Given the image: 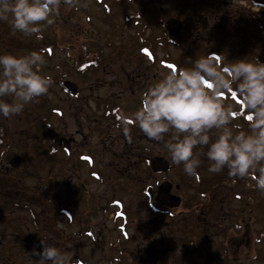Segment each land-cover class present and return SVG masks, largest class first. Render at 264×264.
<instances>
[{"label": "rangeland", "instance_id": "obj_1", "mask_svg": "<svg viewBox=\"0 0 264 264\" xmlns=\"http://www.w3.org/2000/svg\"><path fill=\"white\" fill-rule=\"evenodd\" d=\"M212 1L214 0H137V8L139 13L142 14L140 20L143 21L146 19L150 22L145 25L144 29L143 24H140V22L138 25H136V27L128 26L123 23L124 14L128 15L135 13V9L133 10L131 7H128L127 10L125 9L124 12H121L119 9L112 6L113 12L111 14V9L107 5L112 4V0H106L105 3L100 0H76L74 7H71V9L67 7L65 11L62 12L59 22H53L54 25L51 24L49 27L48 25H44L46 22H41L40 34H46L49 38L50 45H53L56 37L59 38L57 39V42H63L64 39L61 37L68 36L69 32L74 31L76 33H81L82 30H85L84 34H80L78 36V39H81L83 36L86 37L88 33H90L88 30H92L94 37L91 39L87 38V40L83 39L85 43L83 45V50L86 54L95 52L89 43L92 40L93 45L96 44L97 48L103 51V55L101 51L93 53L97 56L99 55V64L106 56L109 57V54H114V44L117 46H123L124 43L127 42V39L128 41L133 42V38L138 39V35L142 32V30H166L160 26V22L164 19L167 20L168 18L170 19V17H175L178 20L184 19L185 26L183 27V30L185 32L180 40L166 41L165 32L159 31L158 33L160 36L163 35L164 43H166L167 46L166 48L157 50L156 65L159 64L160 66L155 65L150 75H158V81H160L163 77L169 74L172 67L177 61H179L180 56L183 53L187 54L188 61L192 67L196 60L204 57L207 58L208 55L211 54L218 55L221 58L223 64H228L230 62L242 59L241 57H243V52L241 49L239 50L236 45L239 43L240 37L247 39L249 36H251L250 34L252 31L245 29L244 34L241 31L243 35L239 34L238 36H233L238 30H229L228 32L230 33H227L225 30L224 34H222L223 31L215 30L218 25L222 26L225 24L227 19L230 20L231 23L232 16L228 13V11L225 10L240 6L237 5L240 0H219L214 4L218 6H213L216 11L212 13V15H208V11L210 12L208 5H211L210 3ZM260 1L264 2V0ZM122 2L126 6H130L132 5L133 0H122ZM5 15H7L5 24L7 26V30H9V37H11V39L14 38V40L20 44V47H15L10 41L9 37H5L3 39V37L0 36V56L12 54L14 56L20 57L27 56L31 52H38L42 54L44 57V63L39 65L36 70L39 73L42 72L45 76H50L51 78L57 79L56 82H53L49 88L48 92H51L47 93L46 95L47 97L50 96L49 99L59 102L61 104L59 107H64L62 105L64 96L69 99L66 100L68 106H70V103L73 100L72 98H69L70 95H65L63 93L64 91L60 85V82L65 79L69 80L71 78V81H76L79 83L83 93L82 102L85 100L92 101L94 96H101L103 99L110 96L113 91H120L121 89H124V87V90L129 91L130 89L126 88L129 82H125L124 78L122 77L123 71L128 70L131 72L137 69L143 70L148 67L146 64H138L136 61L127 62L130 57H132V47L125 50L122 57L106 60V64L101 68L100 71L97 72L96 76L84 79L81 76L76 75L79 65L76 62L69 64L70 61L68 60L69 57L77 55L80 51L79 49L70 50L67 54V49L53 47L54 52L52 55L48 56L45 52L46 50H38L34 48L36 44H39L40 34L34 33L28 35L15 30L13 27L12 14L7 13ZM54 17L55 16L51 18L54 20ZM212 17L215 19V27L212 23ZM260 17L261 18L259 19H261L263 23V15ZM88 19L90 21H86ZM125 21L128 24H132L135 20L134 17L131 16L126 17ZM151 24H155L156 26L154 25L153 27H150ZM55 30H58V32ZM206 31L210 33V37L214 36L215 31L219 33V35L222 34V37L224 39L226 38V42H222L220 45L206 42ZM148 33H151V31H148ZM232 36L234 38L230 39ZM250 38L252 41L251 44H253V50L257 54L264 56V35H261L259 38ZM229 40L230 43L228 42ZM154 82L155 78H149V80H146L145 83L143 79L140 81L139 88H134L127 93V95L131 96L130 98L139 108L140 105L137 103L139 98L142 97L145 90L149 88ZM6 99H8V102H11L9 98ZM224 103L225 106L231 104L233 108L236 109V106L233 102ZM131 105L134 106L133 103ZM84 109L85 110H80L79 112L91 114L92 118L90 121L88 119L82 118L81 127L79 125L80 123L77 124L79 120L77 114L79 112L76 113L74 111L70 112L71 114H66V119L64 120L66 126L65 130L61 128L60 122H55V125H57L58 129L54 130L53 134L57 136L56 133L62 129V133H65L68 136L66 139V145L71 149L72 154H69L70 156L68 154L60 156L59 162L54 164L49 163L47 164V167L45 161L41 166L38 164V166H36V158H34L31 153V148H33V146L29 148L30 145L35 143V139L32 138L38 137L42 132H44V134L46 133L45 129L44 131H39L37 127L33 126V124L41 127H43L44 124H47V119L45 116L47 113V108L40 110L36 101H34L25 105L24 110L19 115L5 118L2 114H0V121L6 125L8 129L7 133L10 138V143L7 142L10 149L4 153H1L4 150L0 148V162H3L8 156L12 155L11 152L13 150H16V152L21 153L25 157V163L27 167L26 170L31 175V177H29L24 172H20L19 175L22 178V182L26 183L27 186H34L35 181L32 177L35 178L39 176L44 182L46 174L49 175L55 173V177L58 179L53 178V181L63 183L57 186L52 185V189L55 190L58 188V192H60V189L68 187V189H75L78 194H81V184H83L85 187L87 186L91 192L97 194H104L106 192L108 194L106 190L107 184L111 183L112 180H117L118 186L126 188V196L118 194V197L116 198L122 200L125 203L123 205L126 206L127 214L128 205L126 204L128 203H131L135 207L138 206V208L141 209V203L146 201L144 196L145 192L142 189L143 185H140L139 188H137V186L134 187L132 183L133 177H130L128 171H123L124 167L127 166V159L125 158L127 154L125 152H128L127 146L131 143V141H135L146 146L147 149L151 150L153 153L164 155L165 157H169L171 160L170 154L168 153L165 144L168 142H173L175 131L173 130L169 134H166L163 141L157 142L150 140L145 136L149 142H144L142 136L130 137V135L133 136V130H131V126L127 125L124 130H121L115 126L112 119L104 118L102 113L97 111L92 112L91 108ZM137 110L139 109L132 111L133 114L130 115L131 118H134V114ZM56 117L57 116H54L53 118ZM58 120L60 119L58 118ZM97 121L99 126H102V128H99V130L95 131V124ZM233 132L234 134L238 133L236 130H233ZM141 133L145 135L143 132ZM213 133H215V130H213ZM71 137L75 139L71 140ZM212 139L214 140L215 137L212 136ZM53 143L54 142L51 139L46 140V136L44 139L36 142L39 151H43ZM58 144L61 145V142L59 141ZM112 144L114 145L111 146ZM111 147L113 149L112 154L116 153L118 155L117 158H115L113 155L112 158H108V153H110L108 150ZM106 148L108 153L105 152ZM194 150L198 151V149ZM33 153L35 154V151H33ZM56 155L57 152L52 150L50 159H55ZM81 155L92 156L93 161L91 163L86 161L82 162V160L78 158L81 157ZM31 160L35 162L34 166ZM111 160L112 164L110 163ZM200 160L201 164L197 172L201 175V178L200 180L196 178V183L193 179L194 176L188 175L184 172L182 164L176 165V172L173 170L169 175V178H174L177 184H181V182L183 183L181 194L185 197V211L187 208H191L189 207L192 199L191 197L193 192L197 189V186L201 187L200 185L202 181L209 179L211 175V173L208 172L209 164L206 165V163H204L207 162L206 156L201 155ZM82 163L83 167L80 168ZM141 165L144 168L146 164L141 163ZM75 170H77L78 173H76ZM92 171H100L104 173V179H106H102L104 189H100L102 187L100 184V188H97V186L93 185L92 181L94 180L89 178ZM58 174H62L63 177ZM19 175H17V178ZM198 176L199 175L197 174V177ZM162 177L163 176L156 175V179L158 180L162 179ZM66 178H69L68 186ZM6 179L7 177L5 180ZM113 185L114 184H111L110 186ZM84 194L86 198H89L91 195L89 191L84 192ZM104 196L106 195L104 194ZM108 196L110 195L108 194ZM110 197H115L114 191ZM104 202H106V200ZM200 202L203 201L201 200ZM80 205L85 206L84 198L80 199ZM250 210L251 208H247L246 213ZM261 211L262 210L260 208L255 210L256 220L249 234L248 228L245 227L243 237H238L236 240H232V249L228 248L229 252L226 253L227 257H225V264H264V243L256 246V251L258 254H260L259 257L257 256L258 254L256 252H254V257H252V252L247 249V247H251L252 233L256 235L257 231H260L264 234V217L260 213ZM112 213L114 215H120V212L113 211ZM86 214H88L87 211ZM136 214L137 211H134L128 229H131L130 232H133L135 226L137 225L139 229H143L142 235H145V233H148L146 232V227H148L147 229L151 230L152 226L155 225L152 224V226H149L151 225V222L147 217L144 216L149 215L147 209H145L143 212L139 211L138 217L135 216ZM182 218L186 221L180 220L179 217H176V254H174L176 255V264H189L193 260H200L201 264H220V245L222 243L217 237L210 238V236H212L211 233L215 234L217 228L211 227L209 229L208 226L204 224L206 222H203L202 220L197 221V219L194 220L192 219V215L188 213ZM114 223H116L114 224L115 234L110 232L109 226H112V222H107V225L102 224L104 227L102 235L105 236L109 241H107V243H103L101 249L103 254L107 257H110L108 251L112 253L111 248L108 247L110 240H113L115 235H121L120 230L117 228V225L121 223L120 220L115 221ZM146 224H148V226H146ZM248 240H250V243L247 246V242H249ZM117 241H120V247L122 248L124 246V238L120 236ZM86 251L87 253H90L89 249H86ZM242 251L244 252L242 253ZM102 252L98 249V254L95 257L86 255L85 263L101 264L100 261L102 259ZM118 255V251H115L111 257ZM122 263L124 264V262ZM103 264L109 263L106 261Z\"/></svg>", "mask_w": 264, "mask_h": 264}, {"label": "clouds", "instance_id": "obj_2", "mask_svg": "<svg viewBox=\"0 0 264 264\" xmlns=\"http://www.w3.org/2000/svg\"><path fill=\"white\" fill-rule=\"evenodd\" d=\"M75 2L0 0V20L11 13L15 30L28 35L39 33L41 22L51 25V17L59 14L62 4L71 8ZM43 63L44 57L38 52L0 56V114L5 118L19 115L25 105L38 102L48 93L52 78L36 70ZM225 92L240 97L247 110L249 132L234 134L229 127L236 112L231 104L225 106ZM134 120L146 137L157 142L175 131L173 142L165 147L172 163L182 164L186 174L195 175L200 156L206 155L211 173L227 168L230 176L247 177L259 170L257 187L264 192V167H259L264 164V62L258 58L255 62L239 59L223 64L218 55L211 54L196 60L191 68L173 66L169 74L144 93ZM204 147L206 153L194 152ZM39 248L33 254L40 258V264H71L68 254L43 239Z\"/></svg>", "mask_w": 264, "mask_h": 264}, {"label": "flooded vegetation", "instance_id": "obj_3", "mask_svg": "<svg viewBox=\"0 0 264 264\" xmlns=\"http://www.w3.org/2000/svg\"><path fill=\"white\" fill-rule=\"evenodd\" d=\"M139 86L138 78L126 88L132 90ZM124 89L113 91L107 97L109 105L103 107L105 113L109 110L113 123L121 130H124L127 125L131 126L127 120L117 122L120 118L127 119L131 112L132 99L127 95L128 91ZM100 103L102 102L98 99L97 107H101ZM131 130H133V136L130 135V137L142 136L144 142H149L136 124L131 126ZM7 145L9 144L3 141L4 149ZM127 148L128 152H125L127 153L125 156L127 166L124 167V172L128 171L130 177H133L134 187L139 188L143 185L142 189L148 192L145 196L146 201L141 203V209L131 203L126 204L128 214L133 217L134 211H137L135 216L138 217L139 211L143 212L147 209L149 215L144 216L151 222L149 226L152 224L155 226H152L151 230L146 227L148 233L142 235L143 229H139L136 225V232L126 237L124 246L122 248L115 246L114 251H118L119 255L102 258L100 263L107 261L109 264H123L122 262L124 264H176V255H174L176 254V223H173L174 218H171L176 215V208L170 209L159 205L155 199L161 183L170 180L164 174H154L150 171L152 162L165 156L155 154L135 141H131ZM108 151L111 154L106 148L108 158H112V155L115 158L118 157L116 153L112 154V147ZM0 163V264H40V258L33 254V250L40 251L41 239L60 249L62 253L68 254L71 257V264H86L87 251L85 248H101L103 243H107L106 237L102 235L104 229L100 227V224H107L101 217V209L104 212L107 211V208H102L106 202L102 204L97 193L91 192L88 187L84 186L81 187V194H78L75 189L66 187L60 189V192L55 191L52 189V174H46L44 182L39 176L32 177L35 185L27 186L22 182L19 174L24 172L29 177L31 175L26 170L25 157L17 152H13ZM110 163L112 164V160ZM141 163L146 164L144 168ZM173 170L176 172L175 164H173ZM17 175H19L18 178ZM156 175L163 177L158 180ZM259 176L260 172L256 170L255 178L258 179ZM172 184V196H181L176 193L174 178ZM253 189V201L257 200L260 204L263 198L264 202V192L256 186ZM88 191L91 195L86 198L84 192ZM81 198H84V205L88 209L99 199L100 213L96 216L86 214L85 206L80 205ZM181 199L183 200L182 196ZM169 201L173 203L175 199L169 198ZM93 207L96 209L95 206ZM222 210L228 212L225 208ZM108 211L113 212L114 210L110 208ZM129 219L131 221L132 218Z\"/></svg>", "mask_w": 264, "mask_h": 264}, {"label": "water", "instance_id": "obj_4", "mask_svg": "<svg viewBox=\"0 0 264 264\" xmlns=\"http://www.w3.org/2000/svg\"><path fill=\"white\" fill-rule=\"evenodd\" d=\"M180 28H181V24L179 21L177 20H169L168 21V29L170 31V33L172 35H176L179 31H180ZM156 169L159 170V171H166L168 170V166L166 163H164L162 160H159L157 163H156ZM169 185L168 184H164L161 186L160 188V192H159V197H163V196H166L168 195L169 193Z\"/></svg>", "mask_w": 264, "mask_h": 264}, {"label": "trees", "instance_id": "obj_5", "mask_svg": "<svg viewBox=\"0 0 264 264\" xmlns=\"http://www.w3.org/2000/svg\"><path fill=\"white\" fill-rule=\"evenodd\" d=\"M262 28H264V25H262ZM179 67H185V68H191L192 67L188 61V56L186 53H183L180 56L179 62L177 64V68H179ZM243 114H244V116H247V110L246 109H244Z\"/></svg>", "mask_w": 264, "mask_h": 264}]
</instances>
